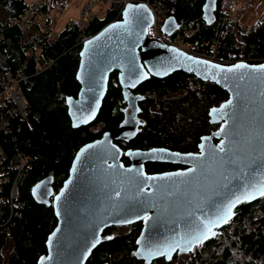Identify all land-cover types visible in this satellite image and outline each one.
Here are the masks:
<instances>
[{
	"label": "water",
	"instance_id": "95a60500",
	"mask_svg": "<svg viewBox=\"0 0 264 264\" xmlns=\"http://www.w3.org/2000/svg\"><path fill=\"white\" fill-rule=\"evenodd\" d=\"M216 1L204 0L201 6L207 24ZM152 22L144 2H130L119 19L81 45L75 71L79 88L65 100L70 125L77 128L95 120L114 70L126 105L113 130L78 147L55 193L51 175L32 185L34 200L51 205L56 218L39 264H85L104 240L105 228L141 219L134 257L145 263L158 257L169 261L174 254H187L216 236L240 203L264 196L260 194L264 190V61L221 64L194 56L151 37ZM179 29L173 15L165 17L161 26L165 35ZM175 71L192 73L227 92L208 110L210 121L220 122L218 129L200 136L197 153L164 146L127 148L129 164L124 165L117 141L137 134L138 101L144 98L132 90L151 76L163 78ZM147 161L186 168L147 173Z\"/></svg>",
	"mask_w": 264,
	"mask_h": 264
},
{
	"label": "trees",
	"instance_id": "16d2710c",
	"mask_svg": "<svg viewBox=\"0 0 264 264\" xmlns=\"http://www.w3.org/2000/svg\"><path fill=\"white\" fill-rule=\"evenodd\" d=\"M203 2L165 1L169 7L167 16L173 15L180 23L173 39L193 26V34L181 39L182 43L194 40L198 49L209 52L215 46L220 58L231 53L235 59L264 61V15L253 27L242 29L236 21L224 19L222 0H217L212 21L207 24L201 17ZM25 7V0H0V24L20 14ZM116 10L110 8L102 17L94 16L84 27L78 22H69L52 39L38 34L26 39L24 31L17 27L3 28L0 85L9 83L16 75L20 77L17 90L22 93L28 112L23 117L16 115L11 111L12 103L0 102V147L4 160L25 164L16 179L18 205L12 208L11 217H8L11 207L0 198V264H39L56 218L51 206L34 200L31 187L51 175V186L56 192L67 176L73 153L102 133L86 130L88 126L73 128L65 100L67 96H75L79 88L75 69L83 41L107 23L119 19ZM172 76L161 79L151 76L142 84L139 94L144 98L139 105L144 124L125 144L117 141L123 150L149 145L191 149L198 136L208 129L206 108L223 101L227 92L192 73L175 71ZM180 87L184 88V94L166 97ZM120 94L114 71L109 75L108 89L91 124L104 121L103 129L110 131L116 127L123 113L119 108ZM150 101L157 109H150ZM123 160L128 162L126 157ZM159 169L158 163L145 164L147 173ZM14 174L11 171L12 177ZM9 183L0 187V197L8 195ZM234 211V217L218 229L216 236L187 254L176 255L170 263L157 259L151 264H264V196L242 202ZM139 227L134 224L129 231H109L85 264H144L133 255Z\"/></svg>",
	"mask_w": 264,
	"mask_h": 264
},
{
	"label": "built area",
	"instance_id": "2783aa9c",
	"mask_svg": "<svg viewBox=\"0 0 264 264\" xmlns=\"http://www.w3.org/2000/svg\"><path fill=\"white\" fill-rule=\"evenodd\" d=\"M68 0H25L26 7L25 9L18 15L13 16L6 20L4 24H0V37L2 38V31L5 26L9 27H17L19 29L24 30L28 25L35 26L37 28H44L47 26V23L50 22L51 17L55 14H62L65 11V7ZM90 0L86 1V4L82 6L80 9V15L78 18V23L80 25H87L89 21L95 16L94 11V4L97 2V0ZM106 1V0H103ZM155 1V0H154ZM157 3L153 2V0H118L116 3H113L111 6V9L118 11V14L121 15V12L125 5L130 2H144L152 12L153 16V22L148 27V32L151 37L157 38L159 40L164 39L162 36L161 26L164 21V18L167 16L168 12V5L165 3L166 0H156ZM173 1V0H169ZM150 3H152V9L150 6ZM155 6H159V8H155ZM160 8H163L165 13L159 14L158 11ZM165 35V34H164ZM165 38H168L167 35H165ZM194 45L192 40L188 41V44L186 45L187 51H189L191 54H197L200 55V58H204L209 61H213L216 63L221 64H230L235 61H223L222 58L219 60L216 59V56L218 55L215 51H207L203 50L202 52L197 51L191 52L189 46ZM196 46V45H195ZM198 49V48H197ZM189 53V54H190ZM240 60V59H239ZM24 77L23 79H25ZM20 79L17 75L14 76L11 80H9V83L1 82L0 85V102L4 103H12L13 108L12 112L16 115H21L22 117L26 115L28 112V109L25 105V101L22 97V93H20L17 90V81ZM4 153L2 148L0 147V187L2 184H5L7 182H10L9 189H8V195L4 196V198L7 199V202L9 206L11 207L10 215L8 217H11L14 211L12 208H16L18 205L17 197L18 194L15 195V197H12L11 190L14 185L15 190L17 185V177L18 175L22 174V171L25 167V164L19 161L10 160L8 162H5L4 160ZM11 171H15L14 176L12 177L10 175ZM9 196V197H8ZM1 198V197H0ZM2 200V198H1ZM17 201V203L14 202ZM3 201V200H2Z\"/></svg>",
	"mask_w": 264,
	"mask_h": 264
},
{
	"label": "rangeland",
	"instance_id": "374dc122",
	"mask_svg": "<svg viewBox=\"0 0 264 264\" xmlns=\"http://www.w3.org/2000/svg\"><path fill=\"white\" fill-rule=\"evenodd\" d=\"M86 1L88 0H68L66 7H65V11L62 14L53 15L51 17L50 22L47 23V26L42 29L37 28L35 26H30V25H28L24 30L19 29V28L18 29L20 31H24L26 39H30L34 37L36 34L40 36L46 35L45 37L52 39L59 33L60 30H62L65 27L67 23L78 22V18L80 15V9L82 8L83 5L86 4ZM117 1L118 0H106V1L97 0V2H95L94 4V11L96 12L95 16L99 15L100 17H102L103 14L106 12V10L110 9L112 4L116 3ZM153 2L157 3L156 0L155 1L153 0ZM151 5L152 3H150V6ZM157 7L159 8V6H155V8ZM151 9H152V6H151ZM221 10L224 12V19L236 21L242 29H246L249 27L251 28L254 26L255 22L264 15V0H222ZM158 13L161 15V14H164L165 11L163 8H160ZM81 26L84 27L86 25L83 24ZM193 32H194L193 26H189L184 31V34L182 36H178L175 39L172 38L174 35L168 36V38H165L166 36L164 35V33H162V36L164 37V39H161V40L170 45L176 46L177 48L181 49L184 52L190 53L189 51H187L186 45L185 46L181 45L179 41L181 39H184V37L187 35H192ZM192 42L194 45L197 43V41H194V40H192ZM212 48H213L212 51L217 52V48H215V46H212ZM203 50H206V49H197V51H200V52H202ZM192 55L200 57L198 53L192 54ZM222 59L223 61H235L239 59L244 60L243 58L235 59L234 56L231 55V53H228L226 57H222ZM100 125H102L101 122L95 123V125H93L91 129L93 130L97 129L99 128ZM15 186H16V190H15L14 185L11 190L12 197H15V195L18 194V187L16 184ZM16 197L18 199V196ZM1 198L5 203H7V205H9L6 198H4L3 196ZM14 202L17 203V201L15 200ZM113 231L125 232L127 231V228L117 227L116 229H113Z\"/></svg>",
	"mask_w": 264,
	"mask_h": 264
},
{
	"label": "flooded vegetation",
	"instance_id": "af4514ba",
	"mask_svg": "<svg viewBox=\"0 0 264 264\" xmlns=\"http://www.w3.org/2000/svg\"><path fill=\"white\" fill-rule=\"evenodd\" d=\"M174 35V34H173ZM173 35H171V36H173ZM76 68H77V65H76ZM75 71H76V69H75ZM115 71V70H114ZM113 71V72H114ZM113 72H111V73H113ZM174 73V72H173ZM173 73H171L170 75H168V76H166V77H173L172 76V74ZM117 74V71H115V75ZM165 78V77H164ZM161 79V78H160ZM144 82H142V83H140L138 86H136L132 91L134 92V93H139L140 91H141V86H142V84H143ZM119 85V84H118ZM120 87V86H119ZM184 92H185V90H184V88H182V87H180V88H178L177 90H175V91H173L172 93H170V94H166V97H167V95H169V96H180V95H182V94H184ZM143 100V99H142ZM120 107L119 108H121V110H122V112H123V109H124V107H125V105H126V102H124L123 101V98H122V96H121V94H120ZM141 101V100H140ZM140 101H138V106H139V111H138V118H139V120L141 121V125L139 126V128L138 129H141V126L144 124V121H143V116H142V112H141V108H140ZM212 105H209L207 108H206V113H205V117H206V119H207V122L209 123L208 125H209V127H208V129L206 130V131H204L203 133H201L199 136H198V138L195 140V143H194V145L191 147V149H185V150H176V151H180V152H194V153H197V152H199V149L197 148V145H198V142H199V138H200V136L201 135H206V134H212L214 131H216L217 129H218V127H219V124H220V122H217V121H215V122H212V121H210V116H209V114H208V110H209V108L211 107ZM214 106V105H213ZM149 107H150V109H152V110H155V109H157V105L154 103V102H151L150 101V104H149ZM123 116V115H122ZM122 118V117H121ZM121 120V119H120ZM119 120V121H120ZM118 121V122H119ZM93 122V121H92ZM91 122V123H92ZM101 123H102V125H100L99 126V128H97V129H89V128H91L93 125H95V123L94 124H91V125H86V127L88 126V129H86V130H92L93 132H96V133H98L99 131L100 132H104V131H108V129H103V125H104V121H100ZM96 123H98V122H96ZM117 125H118V123H117ZM116 125V126H117ZM80 127H82V126H80ZM110 131V130H109ZM138 133V132H137ZM99 136H97V137H95V138H98ZM92 139H94V138H92ZM92 139H90V140H92ZM89 140V141H90ZM128 140H130V139H127V140H119V141H121L122 142V144H125ZM218 140L219 139H216V138H213V142L214 143H217L218 142ZM88 142V141H87ZM153 146H164V145H149V146H146V147H140V148H149V147H153ZM164 147H166V146H164ZM121 148V147H120ZM129 148H136V147H129ZM167 148H169V147H167ZM127 149V148H126ZM125 149V150H126ZM170 150H175V149H171V148H169ZM123 150V149H122ZM125 150H123V154H122V156H121V161L123 162V164L124 165H128L129 164V160H128V162H125L124 160H123V157H126L127 158V156L125 155ZM73 155H74V153H73ZM72 155V156H73ZM128 159V158H127ZM152 164V163H158L159 165H160V169L159 170H154V171H151V172H148V173H158V172H165V171H172V170H177V169H184V168H186V166H184V165H181V164H174V163H171V162H166V161H162V162H157V161H147V162H145L144 163V168H145V164ZM55 193V192H54ZM49 206H51V205H49ZM134 224H139V230H140V228H141V226H142V224H143V220L141 219V220H139V221H136V222H134V223H132V224H128V225H111V226H109V227H107V228H105L104 230H103V235H104V239L105 238H107V236L109 235V231H111V230H113L112 228H114V227H126L127 228V231H129V228H130V226L131 225H134ZM139 232V231H138ZM176 255H179L178 253H176V254H174V256L172 257V259L171 260H169V261H166L165 259H164V257H158V258H155V259H153L150 263H145L143 260H140V259H137V260H139V261H143L144 262V264H151V263H153L154 261H156L157 259H162V260H164L165 262H167V263H170L173 259H174V257L176 256ZM180 255H183V254H180ZM87 261V260H86ZM86 263V262H85Z\"/></svg>",
	"mask_w": 264,
	"mask_h": 264
},
{
	"label": "snow or ice",
	"instance_id": "6c2138e0",
	"mask_svg": "<svg viewBox=\"0 0 264 264\" xmlns=\"http://www.w3.org/2000/svg\"><path fill=\"white\" fill-rule=\"evenodd\" d=\"M129 8H131V5H129ZM126 15H127V13H126ZM114 27H116V26H114ZM204 63H206V62H204ZM237 67H241V66H237ZM262 68H264V66H261ZM229 71H231V70H229ZM231 103V101H229V104ZM221 151H223V149H221ZM194 169H190V171H193ZM261 195H264V190H262L261 191V193H260ZM246 195H251L250 193H246ZM146 218V217H145ZM224 220H225V222H227V215H225L224 217ZM125 222H130V221H125ZM212 222H209V224H211ZM206 227H208V225H206ZM196 239H199L200 237H195ZM204 238H207L206 236H204Z\"/></svg>",
	"mask_w": 264,
	"mask_h": 264
},
{
	"label": "bare ground",
	"instance_id": "6f19581e",
	"mask_svg": "<svg viewBox=\"0 0 264 264\" xmlns=\"http://www.w3.org/2000/svg\"><path fill=\"white\" fill-rule=\"evenodd\" d=\"M188 37L190 36V35H187ZM181 45H183V46H185V45H187L188 43H182L181 41L179 42ZM189 48H190V50H191V52H196V50H197V47L195 46V45H190L189 46ZM232 55V54H231ZM233 56V55H232ZM216 59L217 60H219L220 58L218 57V55L216 56ZM94 121V120H93Z\"/></svg>",
	"mask_w": 264,
	"mask_h": 264
},
{
	"label": "clouds",
	"instance_id": "9594fccd",
	"mask_svg": "<svg viewBox=\"0 0 264 264\" xmlns=\"http://www.w3.org/2000/svg\"><path fill=\"white\" fill-rule=\"evenodd\" d=\"M121 16V15H120ZM165 19V18H164ZM163 24V23H162ZM162 41V40H161Z\"/></svg>",
	"mask_w": 264,
	"mask_h": 264
}]
</instances>
